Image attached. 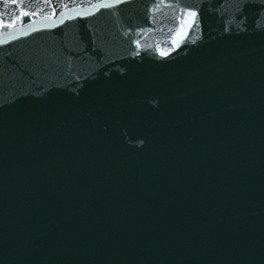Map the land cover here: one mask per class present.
Here are the masks:
<instances>
[{"label":"water","instance_id":"1","mask_svg":"<svg viewBox=\"0 0 264 264\" xmlns=\"http://www.w3.org/2000/svg\"><path fill=\"white\" fill-rule=\"evenodd\" d=\"M101 2L0 0V264H264V2Z\"/></svg>","mask_w":264,"mask_h":264},{"label":"snow or ice","instance_id":"2","mask_svg":"<svg viewBox=\"0 0 264 264\" xmlns=\"http://www.w3.org/2000/svg\"><path fill=\"white\" fill-rule=\"evenodd\" d=\"M131 0H102L101 3H99L98 5H94V7L97 8H118L120 5L125 4V3H130ZM248 2V0H241L242 4H246ZM261 2H264V0H261ZM11 3L13 4H17L18 0H11ZM182 14H183V18L180 19V28L177 30L176 32V36L177 37H181L182 35H184L185 32V27H192L193 24L198 23V12L196 10H192L191 7H185L182 9ZM21 16H26L28 15L27 12L21 11L20 13ZM15 23V20L12 21L11 24L7 25L8 27H12ZM3 21H0V27H3ZM179 43V39H174L173 40V45L175 46L176 44ZM136 48L138 49V51L136 53H134V55H139V49H140V45L138 42H136ZM159 55L164 58L168 55L167 52L161 51L159 53Z\"/></svg>","mask_w":264,"mask_h":264}]
</instances>
